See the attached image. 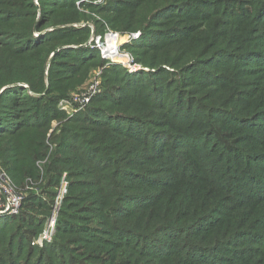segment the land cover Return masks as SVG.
<instances>
[{"label": "rangeland", "instance_id": "obj_1", "mask_svg": "<svg viewBox=\"0 0 264 264\" xmlns=\"http://www.w3.org/2000/svg\"><path fill=\"white\" fill-rule=\"evenodd\" d=\"M34 2L37 9L35 17L30 20L36 23V27L42 25V31L35 32L33 38L37 41L43 40L46 37L44 35L48 33L49 37L56 38V43L64 45L57 50L63 52L62 55L75 53L74 50L98 52L102 60L93 62L76 73H64L63 70L75 66L76 61L63 57L56 60L55 55L51 54L44 71L41 72L36 67L37 61L32 57L33 54L17 58L14 57L17 52L14 45L0 48V65L8 72L29 79L44 75L50 77L52 70V83L58 84L62 90L67 89L64 96H51L56 103L54 102L50 109L52 118L46 128V140L50 147L48 157L52 154L57 161L63 162L66 157H76L88 149L84 147L81 150L82 143L73 138L75 133L68 137L64 143L66 146H62L61 131L63 127L68 128L71 120L82 121L79 117H85L89 105L97 98L94 106L99 107L101 112L96 116L99 118L95 119L101 118L104 121L112 116L121 117L117 120L119 125L115 121L102 123H111L122 134L139 138L141 141L133 143L127 152L134 153L133 160L138 161L137 165L131 168L134 172L124 175V179L126 177V181L130 182L129 185L139 183L131 186L134 190H131L133 192L129 195L144 197L145 199H141L143 204L157 205H175L181 200L191 202L196 199L197 207L203 202L202 195H205L200 186L204 177L198 180L197 176L189 173L192 177L188 178L190 183H183L193 187L191 194H187L191 187L185 188V193L180 191L181 181L179 186L168 187L166 184L167 174L173 173V169L180 165L178 153H185L189 161V172L197 173L201 170L203 174L214 169L217 171L216 160L211 158L214 154H209V151H214L220 146L222 140L217 138L218 133L233 141L234 151L229 154L233 159L237 157L236 150L244 146L252 154L255 150V139L264 137V0H77L75 6L56 7L57 14H52L47 20H44L41 2ZM4 4L9 5V2ZM241 8L246 11L242 12ZM112 35L121 39L111 37ZM97 39H100L104 46H96ZM109 40L120 41L112 49ZM106 43L110 53L105 57L102 50ZM112 57L118 61L114 63ZM113 67L126 72L127 77L123 78L122 82L118 78L119 73L111 74L113 70L110 68ZM63 76L66 82L60 80ZM155 77H158L157 84L161 87V92L157 97L152 96L149 101L135 97L134 88L131 85L127 87L124 83L131 81L134 86H149L153 85V81L148 78ZM194 77H199L202 84L193 86ZM96 80L99 82L97 94L92 97L90 104L82 107L77 100L78 96ZM50 86L54 85L47 81V92ZM144 95H147V91ZM194 100L198 102L194 104ZM175 104L190 106L191 111L184 117H178V112L173 109ZM252 110L255 112H251ZM238 117L244 119L237 120ZM91 118L94 119L92 116ZM82 127L93 131L88 137L94 144L92 137L96 135L95 129L84 122ZM105 130L107 131L106 128ZM144 140L153 144L152 150L144 147ZM169 141L176 145V157L170 158L167 155L164 159L160 158L159 144ZM125 142L126 140L119 143ZM95 145L90 144L87 152H90L89 155L94 157L90 158L97 163V152H91L97 148ZM195 146L197 147L192 152ZM206 148L210 150L206 152ZM261 151L260 149L259 153ZM105 162L102 164H106ZM252 162L253 167L248 168L252 170V175L243 184H233L235 189L241 192L236 196L244 195L241 200L255 195L264 196V159ZM38 165L41 170H47L49 162L42 161ZM91 169L93 165L85 160L78 166L77 171ZM53 170L57 173L62 171V180L59 179L61 182L54 188L57 190L54 202L52 199L40 198V201L46 204L41 205L35 199L38 203L35 205L41 206H36L38 208L34 212L24 211L33 214L34 218L41 222L38 226H21L16 232L29 239L26 245L30 249L41 250L37 251L35 258L45 256V261L48 262L53 261L55 257L53 251L61 219L79 227L83 223L68 215H79L83 220L90 221L83 211L72 210L64 204L67 196L76 194L69 191L71 174L61 170L59 164ZM183 177L178 175L176 181ZM44 185L43 179H40L34 184L29 182L18 189L26 197L29 193H37ZM210 194L212 198L213 194ZM139 201L128 197L125 201V211L133 212L136 206L141 204ZM3 217L5 216L0 218ZM143 221L151 227L149 219ZM95 224L96 222L93 223ZM47 229L50 236L41 241ZM102 229L107 231L111 227L103 226ZM86 230L84 229L80 236L86 235ZM172 233L173 230L159 227L156 230V239L147 245L148 252L166 254ZM106 237L116 241H120L118 238L122 237L131 243L137 239L133 234L122 232L115 234V238L108 235ZM133 258V255L129 257V264ZM152 262L153 260L148 264Z\"/></svg>", "mask_w": 264, "mask_h": 264}, {"label": "trees", "instance_id": "obj_2", "mask_svg": "<svg viewBox=\"0 0 264 264\" xmlns=\"http://www.w3.org/2000/svg\"><path fill=\"white\" fill-rule=\"evenodd\" d=\"M76 1L39 0L44 9V20L52 17V14H57L56 7L75 6ZM5 2H9V5L4 4ZM36 9L34 0H0V48L14 45L17 51L14 57L17 58L29 57L33 54L32 57L37 61L36 67L41 72L44 71L51 54L55 55L56 60L63 57L76 61V65L71 68L66 67L63 70L64 73H76L93 62L102 61L98 52L87 53V51L74 50L75 53L62 55L63 52L60 53L57 50L63 44L56 43V38L49 37L48 33L44 35L46 37L43 40L37 41L33 38L35 32L42 31L40 27L42 25L36 27V23L30 20L31 17H35ZM240 10L246 11L245 8ZM109 43L118 45L111 40ZM110 69L113 70L111 74L119 73L118 78L121 82L127 77L126 72L121 68ZM52 74L50 70V77L44 75L25 79L17 77L13 72H8L0 65V168L7 172L18 188L26 186L29 182L34 184L40 179H43L45 184L37 193H29L25 197L19 215L0 218V264H129L128 259L132 255L134 258L131 264H148L152 260L151 264H264V196L255 195L241 200L240 198L244 195L236 196L241 192L237 191L233 185L236 182L243 184L252 175V170L248 169L253 167L252 161L264 159V137L255 139L253 147L255 150L252 154L244 146L236 150L238 154L236 159H233L229 156L234 151L233 141L218 133L217 138L222 140L220 146L214 151L205 149L206 152L210 150L209 154H214L211 158L216 160L217 171L214 169L203 174L201 170L197 173L189 172V161L185 153L182 155L178 153L180 165L173 169V173L167 174L166 184L168 187L169 185L179 186L181 181L180 191L185 193V188L191 187V190L187 192L191 194L194 191L193 187L183 183H190L188 178L192 177L189 173L197 176L198 180L204 177L200 186L201 192L205 195H202L203 202L200 206L195 207L196 199H192L191 202L181 200L175 205L143 204L141 199H145L144 197L129 195L133 192L131 190H134L131 186L139 185V183L129 185L127 178L124 179L125 174L134 172L131 168L138 163L133 160L134 153L127 152L133 143L141 141L139 138L122 134L111 123H102L115 121L119 125L117 120L121 117L112 116L104 121L101 118L95 119L99 118L96 116L101 112L99 107L94 106L97 98L91 102V106L89 105L85 117H79L82 121L89 119L88 122H83L95 129L96 135L92 137L94 144L88 137L93 131L82 127L83 122L76 120H71L68 128L63 127L61 142L62 146H66L64 143L68 137L75 133L73 138L82 143L81 150L84 147L89 149L90 144L92 146L96 144L97 148L91 152L93 154L97 152L95 157L98 162L95 163L91 159L94 157L89 155L88 149L83 150L76 157L69 159L66 157L63 162L57 161L52 154L48 157L50 147L46 140V128L52 118H50V109L54 102L56 103L51 96L52 94H55L54 98L64 96L67 90H62L58 84L52 83ZM157 78H148L153 81V85L149 86H134L131 81L124 83L127 87L131 85L134 88L135 97L149 101L152 96L157 97L161 92ZM60 80L67 81L64 76ZM47 81L54 85L50 86L48 92ZM192 82L193 86L202 84L199 77H194ZM146 91L147 95H144ZM197 102L194 100V104ZM173 109L178 112V117H184L189 113L188 111H191L190 106L183 107L179 104H175ZM124 140H126L124 144L119 143ZM142 142L144 147L152 150L153 144L145 140ZM159 146L160 158L164 159L167 155L170 158L176 157L175 153L178 150L170 141L161 142ZM260 149L261 153H259ZM76 151L79 152V149ZM258 155L261 156L256 158ZM85 160L93 165V169L77 171L78 166ZM42 161L49 162L47 170L39 168L38 164ZM104 161L106 164H102ZM57 164L61 166V170L71 174L69 191L77 194L67 196L64 204L72 210L83 211L90 221L83 220L79 215H68L83 223L79 227L61 219L53 251L55 257L53 261L48 262L45 261V256L35 258L37 251L41 250L30 249L26 245L29 239L16 232L21 226L33 227L34 224L38 226L41 222L36 220L33 214H28L24 210L34 212L41 205H46L40 201V198L52 199L54 202L57 196V190L54 188L62 180V171L57 173L53 170ZM178 175H183V179L176 181ZM36 185L38 186L39 183ZM210 192L213 194L212 198ZM128 197L141 201L133 212L125 211L127 209L125 201ZM35 199L41 205H35L38 204L34 201ZM74 199L75 201H70ZM168 208L169 211H167ZM145 219L150 220L151 227L143 221ZM94 222H96L95 225H93ZM103 226H110L111 229L102 231ZM159 227H166L174 232L170 235L172 239L168 243V251L163 255L147 250V245L156 239V230ZM84 229H87L86 235L80 236ZM103 232H110V234ZM120 232L133 234L137 239L131 243L126 242V239L122 237L118 238L120 241L106 237L108 235L115 238V234ZM89 235L90 237H87ZM58 251L60 254H57Z\"/></svg>", "mask_w": 264, "mask_h": 264}, {"label": "built area", "instance_id": "obj_3", "mask_svg": "<svg viewBox=\"0 0 264 264\" xmlns=\"http://www.w3.org/2000/svg\"><path fill=\"white\" fill-rule=\"evenodd\" d=\"M96 46L102 47L104 46V43L103 42L101 43L100 39H97ZM102 52L105 57L109 56L110 52L107 43H106V47L103 48ZM98 86H99V82L98 80H96L94 83L91 84V86L85 92L81 93L78 96L77 100L82 107H85L87 104H90L92 97L95 96L98 92ZM19 189L16 185H14L8 174L3 169L0 168V217L16 216L20 214L25 199V195ZM48 235H49V230L47 229L41 241H43V238L45 239L50 236Z\"/></svg>", "mask_w": 264, "mask_h": 264}, {"label": "bare ground", "instance_id": "obj_4", "mask_svg": "<svg viewBox=\"0 0 264 264\" xmlns=\"http://www.w3.org/2000/svg\"><path fill=\"white\" fill-rule=\"evenodd\" d=\"M111 37H118L119 39H121L119 36H116V35H112ZM123 39V38H122ZM119 41L120 40H116V41H113V40H111V42L112 43H119ZM110 47H112V49L114 48V47H116V45H114V44H110ZM112 61H114V63H115V61H118V60H116V58L115 57H112ZM123 61V60H122Z\"/></svg>", "mask_w": 264, "mask_h": 264}]
</instances>
